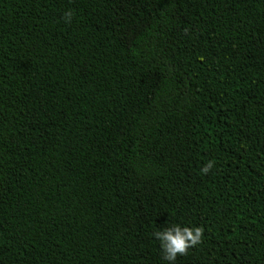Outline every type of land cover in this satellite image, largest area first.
Returning <instances> with one entry per match:
<instances>
[{
  "label": "trees",
  "instance_id": "1",
  "mask_svg": "<svg viewBox=\"0 0 264 264\" xmlns=\"http://www.w3.org/2000/svg\"><path fill=\"white\" fill-rule=\"evenodd\" d=\"M173 224L264 264V0H0V264H169Z\"/></svg>",
  "mask_w": 264,
  "mask_h": 264
},
{
  "label": "clouds",
  "instance_id": "2",
  "mask_svg": "<svg viewBox=\"0 0 264 264\" xmlns=\"http://www.w3.org/2000/svg\"><path fill=\"white\" fill-rule=\"evenodd\" d=\"M73 12L64 13L63 19L71 23ZM214 167V161H209L203 168L202 173L207 174ZM204 229L202 227H188L173 224L157 230L152 235L159 240L163 253V259L169 264H176L178 256H186L190 248L203 242Z\"/></svg>",
  "mask_w": 264,
  "mask_h": 264
}]
</instances>
